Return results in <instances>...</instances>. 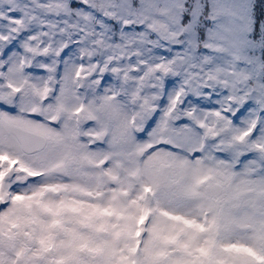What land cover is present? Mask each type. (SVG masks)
<instances>
[{
    "label": "snow or ice",
    "instance_id": "obj_1",
    "mask_svg": "<svg viewBox=\"0 0 264 264\" xmlns=\"http://www.w3.org/2000/svg\"><path fill=\"white\" fill-rule=\"evenodd\" d=\"M0 264H264V0H0Z\"/></svg>",
    "mask_w": 264,
    "mask_h": 264
}]
</instances>
